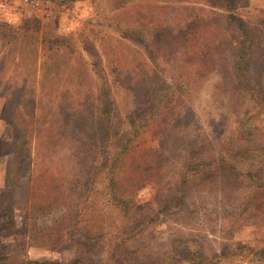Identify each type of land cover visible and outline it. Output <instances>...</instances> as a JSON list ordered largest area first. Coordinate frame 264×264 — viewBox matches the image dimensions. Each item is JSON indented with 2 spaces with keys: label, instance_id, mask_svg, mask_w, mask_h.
I'll return each instance as SVG.
<instances>
[{
  "label": "rangeland",
  "instance_id": "obj_1",
  "mask_svg": "<svg viewBox=\"0 0 264 264\" xmlns=\"http://www.w3.org/2000/svg\"><path fill=\"white\" fill-rule=\"evenodd\" d=\"M219 5L212 0H0V188L23 182L15 190V201L20 204L13 213L11 210L5 215L10 209L7 206L12 208L9 194L0 199V264H5L6 257H10L6 262L17 264L22 259H49L52 264H123L145 251H159L166 264H185V259L197 255L207 261L201 264L212 262L215 255L216 264H264V191L260 192L264 190V0H240L232 10L239 12L252 31L246 68L252 85L259 90L254 100L238 87L232 69L236 56L228 42L235 46L239 32L233 26L213 24L220 18L216 14L224 13ZM194 26L200 27L201 34L208 32L209 37L214 33V52L208 69L199 72L203 79L199 78L194 89L176 91L172 86L167 106L149 127L154 138L158 139L160 132L164 138L160 143L163 156L156 159L154 173L149 179H136L130 168L136 165L132 159L115 162L119 174L131 181L125 223L146 213L155 219L147 221L141 233L140 226L115 231V207H110L104 189L108 171L99 169L106 162L99 161L103 153L97 156L96 169L88 166L96 173L93 185L97 190L77 219L79 224L83 217L81 223L86 228L101 225L102 233L84 234L72 226L58 237L55 227L56 219L61 220L60 208L41 209L33 215L23 207L22 191L33 174L34 161L47 164L38 171H51L74 155L87 164L95 159L94 149L87 145L82 154L76 153V138L81 134L71 138L74 133L70 132L94 135L93 105L103 108L101 100H107L109 109L102 117L108 119L115 108L114 115L118 112L122 118L114 121V128L128 127L129 119L123 115L131 107V90L123 87L126 75L118 71L117 56L131 67L141 62L149 71L154 68L141 45L125 37L124 32L141 29L148 41L155 37L162 43L171 29L180 35ZM152 54L155 63L167 66V81L172 76L185 85L187 77L195 76V81L199 77L197 68L190 71L179 65L180 70L175 71L180 55L171 56L165 64L156 57V51ZM136 71L134 68L132 74ZM118 80L121 83L117 84ZM165 85L167 93L169 85ZM106 86L107 92H103ZM43 121L44 129L48 128L46 135L52 137L58 125L61 139L56 135L41 141L39 147L33 132ZM23 127L32 129L25 146L32 153L25 161L19 154ZM107 139L105 153L113 150L115 142L112 136L107 135ZM4 140L14 145L5 146ZM208 146L215 154L225 153L237 172L235 177L224 179L213 163L204 177L191 171L197 156L207 159ZM73 168H67L68 175ZM82 172L89 174L87 165ZM229 183L232 185L226 187ZM257 191L260 194L254 198L253 208ZM179 199L181 204L177 205ZM127 236L132 241L124 244L120 238ZM115 243L130 247L116 254Z\"/></svg>",
  "mask_w": 264,
  "mask_h": 264
},
{
  "label": "trees",
  "instance_id": "obj_2",
  "mask_svg": "<svg viewBox=\"0 0 264 264\" xmlns=\"http://www.w3.org/2000/svg\"><path fill=\"white\" fill-rule=\"evenodd\" d=\"M211 1V0H210ZM216 4H220L219 7L223 9L224 13H214L220 18L215 19L213 21V24L215 23H222L223 27H234L236 31L239 32V35L237 36L236 45H232V43L229 41L228 43L233 49L235 62L232 67L234 70L235 78L238 82V87L242 89V91H246V96L248 99L254 100V95H259V90H257L250 81V74L246 68V62L249 59L250 56V42L252 39V31L248 28L247 22H245L244 19L239 15L238 11H232L236 8L238 2L240 0H212ZM225 10V11H224ZM193 18V17H191ZM196 18L194 17L193 20ZM207 19V18H205ZM211 21V22H212ZM192 26L191 24H188ZM197 27H189L186 28V31L184 30L183 33L180 35H176L175 32L171 29L169 33H165L166 38L165 41L162 43H159L158 40L154 39L148 41L144 33L141 29H132L130 28L127 30V32H124L125 37L130 38L135 43L141 45V49H144L146 53L150 56L151 60L153 61V71H149L147 69L146 63H138L134 67H131V63L126 62L122 56L118 55V64H120V67L118 68L119 73L121 75H126V78L122 81L123 87L126 91H129L131 93V98L129 100L131 107L126 110L125 115L123 117L128 120V127L123 128L120 130H116L114 127V121L119 120V118H122V116L118 115V112L115 113L114 111L109 112V118L106 119L102 117L105 112L109 111L107 108V100H104L99 102V105L103 106V108L95 107L93 105V110H95V119L93 117V123L94 125V135L92 132V135L82 134L75 131H72L70 133H74V135H71L72 137H76L78 134H81L78 138H76L79 142L76 146V153L82 154L83 146L87 145L89 148L94 149L92 156L95 159H91L90 162L87 164L86 162L77 161L78 158L77 155L72 156L70 159L63 160V163L58 168H53L51 171L53 172L56 169H59L61 166V170L57 171L56 173H52L50 169H45L44 171H38L42 170V167H46V162L42 163L38 160H35L33 165L34 168L31 169L33 171V174L31 177H29V182L26 183V187L23 189V207L30 209L31 213L34 215L37 211L47 210L55 208H60V211L62 212L61 220L56 219V227H55V235L58 237H62L66 230L72 226H75L76 231H82L84 234H90L94 235L97 233H102L100 231L101 225L96 226L95 228H86L85 225H82V221L85 219L81 217L80 225L77 224V219L79 215V211L81 208L84 207L85 202L95 193L97 190V187L93 185V181L96 173L93 172V169H96V159L97 156L100 154L102 155V159L99 161L102 162L106 161L104 164L100 166V170H106L108 171V175L106 177V185L104 189L106 190L105 193L107 194V200L109 201L110 207L114 206V216L113 221L115 224V231H118L123 228H128L126 230H131L134 227H139L138 231L143 232L146 227L145 223L152 222L155 218L152 216H147L148 213L143 214L141 216H137L132 222H126L124 220V215L127 214L128 204L131 201V193L130 189H128L131 186V181H128V178L125 177L124 174H119L118 172V165H115V162L124 160L125 157H128L132 159L136 165H131V169H133V173L135 174V178L140 180H144L143 178L149 179L152 174L155 171V161L158 159V156H163V150L160 147V143L163 141V137L161 136L163 132H160V136L157 138L153 137L154 133H149V127L152 124V121L154 119L160 118V112L162 109H164L168 104V95L173 94L172 86H174L175 90L183 89L185 88V91L192 90L195 88V86L199 83L201 78L200 71L203 70V68L208 69L210 66V60L212 58L213 54V46L215 44L214 33H211V36H208V32H205L204 34H201L198 32L199 28ZM176 39V40H175ZM156 51V57H161V60L165 62V64L168 62V59L171 56H177L180 55V58L178 59V65L175 66V71L180 70V66L182 68L187 67L190 69V71H193L195 68H197L196 76L197 77L195 81V76L187 77L185 79V85L181 84V80L172 79L167 81L166 76L169 74L167 70V66H160L157 63H155V55L152 54V51ZM157 60V58H156ZM130 64V65H129ZM180 65V66H179ZM159 69L157 70V68ZM136 68V73L132 74V70ZM139 68V69H138ZM195 71V70H194ZM132 74V75H131ZM200 78V79H199ZM175 81V83H174ZM121 83L120 80L117 81ZM169 86L167 89V93H164V87H166L165 84ZM107 92V86L104 88L103 92ZM159 92V94H158ZM251 92V93H250ZM256 100V99H255ZM157 102V105H150L152 102ZM259 102V101H258ZM76 112V110H75ZM47 119H45L46 121ZM46 126L45 122L43 121L41 125H37L35 131L33 132L34 136L33 139H37V146L41 145V141H46V139H52V137H56V135L59 137L58 125L55 126L54 132H51L52 137H48L46 135L47 129H44ZM111 127H113L114 130H111ZM54 129V128H53ZM58 131V132H57ZM22 132L24 135V139L21 145V150H19V154L22 156L23 161L30 159V153H32V150L28 151V149L25 147L31 140L32 135V129L30 127H23ZM108 136H112V138L115 140L114 144L112 145V149H110L107 153H105V150L107 146H109L108 143ZM61 139V136L59 137ZM87 138V140H85ZM76 142V141H75ZM5 146H12L7 141L2 142ZM15 143V141H14ZM115 143L117 144L115 146ZM20 143H18L19 145ZM74 150V149H73ZM118 150V151H117ZM165 150V149H164ZM175 150V149H174ZM147 151H149L150 155H147ZM208 152L209 155L207 159L203 160V155H199L196 158L199 159L197 162H195L192 167L191 171L199 174L200 177H204L206 173L210 170V166L213 163L215 166L217 165L219 168V174H222V177L224 179H229L231 177H235L237 175V172L233 170V167L230 165V162L226 160L224 157L225 153L223 154H215L214 151L210 149L208 146ZM211 152V154H210ZM35 153V152H34ZM157 156V158L154 159V157ZM17 160V156L15 157ZM71 159H73L71 161ZM154 159V161L151 163L150 161ZM73 161L77 162L79 165H75ZM205 162V163H203ZM95 163V164H94ZM65 164V165H64ZM219 164L222 166L219 167ZM72 165H74L73 171L71 175L67 174L69 167L72 168ZM87 165V169L89 171V174L83 173L82 169H85V166ZM89 165H92V170L89 169ZM200 167V169L198 168ZM30 168V167H29ZM103 168V169H102ZM114 169V170H113ZM51 173L54 175L52 176ZM226 173H230L229 176H227ZM138 181V180H136ZM223 181V180H222ZM220 182V184L222 183ZM230 182V180H229ZM23 182H16V184L7 185L2 188H0V199L6 195L9 194L8 197L10 200V206H7L8 211H5V215L14 208H16L15 198H16V189L17 187L20 188V185L22 186ZM181 184L184 183V180H181ZM85 184H88V187H84ZM234 184V183H233ZM6 185V184H5ZM183 185V184H182ZM232 183H229L227 186H231ZM179 187V186H178ZM261 186L256 187V189H260ZM15 191V192H14ZM264 190H261L260 192H263ZM259 191H257L253 197V208H254V198H256V195H258ZM260 194V193H259ZM185 198V197H184ZM252 198V197H251ZM22 203V202H21ZM181 204L180 199L177 201V205ZM166 209L169 207L167 205H164L163 207ZM162 208V209H164ZM247 208V209H246ZM116 209L118 212L121 213V216L117 214ZM245 210H248V207L244 208ZM242 213V209L239 211V215ZM31 214V215H32ZM7 217V216H6ZM118 217L119 220H118ZM144 220H146L144 222ZM122 224L120 225V223ZM11 227L13 228L14 222L13 218H10ZM126 224V227H124V224ZM77 224V225H75ZM133 227V228H132ZM125 230V231H126ZM124 231V229H123ZM104 233V232H103ZM82 237V236H81ZM117 238L119 236L116 235ZM81 239V238H80ZM120 240L124 241V244L127 242L132 241L131 236H127L126 238L121 237ZM131 240V241H130ZM123 244V243H122ZM122 244L115 243L114 249L116 254L122 253L121 251H125L128 246H123ZM81 253H83V249L80 250ZM160 252H147L141 253L139 257H135L132 260H130L128 263L123 262V264H166L164 261V257L159 255ZM169 257V256H168ZM173 257V256H172ZM204 256L197 255L192 256L189 259H185V264H201L206 263ZM10 257H6L4 259L5 264H15L16 262L8 263ZM264 260V257L263 259ZM217 262V255L214 256V260L211 262L209 261L208 264H216ZM17 264V263H16ZM20 264H52L51 261L44 260L41 262H38L36 260H21ZM240 264V263H236Z\"/></svg>",
  "mask_w": 264,
  "mask_h": 264
}]
</instances>
